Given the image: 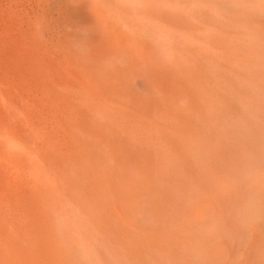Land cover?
<instances>
[{
    "label": "rangeland",
    "instance_id": "obj_1",
    "mask_svg": "<svg viewBox=\"0 0 264 264\" xmlns=\"http://www.w3.org/2000/svg\"><path fill=\"white\" fill-rule=\"evenodd\" d=\"M0 10V264H264V0Z\"/></svg>",
    "mask_w": 264,
    "mask_h": 264
},
{
    "label": "bare ground",
    "instance_id": "obj_2",
    "mask_svg": "<svg viewBox=\"0 0 264 264\" xmlns=\"http://www.w3.org/2000/svg\"><path fill=\"white\" fill-rule=\"evenodd\" d=\"M9 10V9H8ZM1 11V10H0ZM9 12V11H8ZM13 12V11H12ZM9 15V14H8ZM14 16V15H13ZM11 17V16H10ZM13 18H15V17H13ZM12 18V19H13ZM10 19V18H9ZM19 19V18H18ZM2 22V21H1ZM0 22V68L2 67H4V66H6V63H5V59H6V62H7V59L9 60V62H10V66H11V69L14 71V73L16 72L18 75H19V73H20V75H21V72L23 73V71H22V67H24V68H26L25 67V65L23 66V64L25 63L26 64V66H27V72H26V74H28L27 75V77H29V79H27V80H29L30 82H28V83H31V84H33V82H34V79H35V77H34V51L36 50L34 47V45H35V38H34V35H33V33H32V31H31V29L28 27V26H23V28H22V21H20L21 22V24H19L17 21H16V23H15V21H13L14 23H1ZM25 22V21H24ZM18 23V24H17ZM26 25V24H25ZM32 26H33V24H32ZM22 30V29H26L27 30V32H29V40H28V42H27V40H26V42L25 43H22V44H20V45H11L10 44V42H9V40L11 39V37H14V35H19L20 36V31H18V30ZM14 30H17V32H15L14 33ZM36 30V29H35ZM24 31V30H23ZM28 35V34H27ZM36 36H37V34H36ZM24 37H25V34H24ZM24 38H22V41H24L23 40ZM11 42H13V41H11ZM21 42V41H20ZM37 45V44H36ZM35 49V50H34ZM36 52V51H35ZM25 55H27V57H28V60H27V57L25 56ZM36 56V55H35ZM36 61H38V60H36ZM28 62V63H27ZM7 64H8V62H7ZM8 66V65H7ZM1 68V69H2ZM20 68H22V69H20ZM37 69H38V65H37V67H36ZM1 69H0V71H1ZM8 69V68H7ZM2 70H4V69H2ZM20 70H21V72H20ZM16 74V75H17ZM35 74H37V73H35ZM14 75V74H13ZM16 76V77H19L20 78V76ZM38 75V74H37ZM23 76V75H22ZM15 77V76H14ZM26 77V76H25ZM9 78V77H8ZM7 78V79H8ZM19 78H17L18 80H19ZM22 78V77H21ZM24 79V81L23 82H25V78H23ZM9 80V79H8ZM21 80V79H20ZM36 79H35V83H36ZM7 82V81H6ZM11 83V82H10ZM25 83H27V81L25 82ZM21 84V83H20ZM27 85V84H26ZM22 87V86H21ZM6 88V87H5ZM7 90V89H6ZM10 90H12L11 88H10ZM18 91V90H17ZM13 92V91H12ZM12 92H9V93H12ZM32 92V91H31ZM14 97V96H13ZM16 97V96H15ZM33 97V96H32ZM18 98V97H17ZM30 98V97H29ZM20 99H22V98H20ZM14 100H16V99H14ZM23 100V99H22ZM25 100V99H24ZM35 101V100H34ZM12 102V101H11ZM16 102V101H15ZM27 103V101L26 102H24L23 104H26ZM15 104V103H14ZM14 104H12L11 103V105H13L14 107H16ZM17 104V103H16ZM30 105V104H29ZM26 106L28 107V105L26 104ZM25 106V107H26ZM26 107V108H27ZM30 107V106H29ZM29 107L27 108V109H29ZM12 109V108H11ZM19 109H20V107H19ZM19 109H18V111H19ZM24 111H25V109H23ZM30 110V109H29ZM33 110V109H32ZM31 110V111H32ZM23 111V112H24ZM34 111V110H33ZM12 112H13V110H12ZM19 112H22V111H19ZM22 112V115L24 114ZM27 112V111H26ZM34 113V112H33ZM35 113H36V111H35ZM17 114V113H16ZM16 116V115H15ZM36 116V115H35ZM27 117V116H26ZM29 118H31V116L29 117ZM30 121V120H29ZM31 123V122H30ZM33 123H35V122H33ZM32 128H33V130H34V126H32ZM35 128H36V126H35ZM37 129V128H36ZM2 132V131H1ZM4 133V131L2 132V134ZM34 134H35V131H34ZM6 135V134H5ZM4 135V136H5ZM21 136V135H20ZM2 137H3V135H2ZM18 137H19V135H18ZM32 137V136H31ZM32 139V138H31ZM33 139H34V136H33ZM36 140V139H35ZM37 143V141L34 143V144H36ZM23 144H24V142H23ZM25 145V144H24ZM30 145V144H29ZM28 145V146H29ZM27 146V147H28ZM33 146V145H32ZM36 146V145H35ZM35 146L33 147V148H35ZM30 148V147H29ZM28 148V149H29ZM25 149V148H24ZM34 151V150H33ZM32 151V152H33ZM35 153V152H34ZM4 166V165H3ZM2 166V167H3ZM2 167H0V168H2ZM1 170H3V169H1ZM1 173H2V171H1ZM0 177H1V175H0ZM2 179H0V181H1ZM2 181H4V180H2ZM2 183V182H1ZM4 183V182H3ZM0 188H3V187H0ZM4 189V188H3ZM3 191V190H2ZM0 192H1V190H0ZM1 194H2V192H1ZM0 194V195H1ZM3 195H4V193H3ZM3 195H1V196H3ZM0 196V197H1ZM4 197V196H3ZM2 197V198H3ZM6 198V197H5ZM0 200H1V198H0ZM3 200H4V198H3ZM6 200V199H5ZM4 200V202H6ZM3 203V202H2ZM1 204V203H0ZM3 205H5V204H3ZM3 208V207H2ZM1 208V209H2ZM4 210H5V208H4ZM2 216V215H1ZM0 221H1V218H0Z\"/></svg>",
    "mask_w": 264,
    "mask_h": 264
},
{
    "label": "clouds",
    "instance_id": "obj_3",
    "mask_svg": "<svg viewBox=\"0 0 264 264\" xmlns=\"http://www.w3.org/2000/svg\"><path fill=\"white\" fill-rule=\"evenodd\" d=\"M82 38H83V37H81V36L78 35V40H79V39H82Z\"/></svg>",
    "mask_w": 264,
    "mask_h": 264
}]
</instances>
